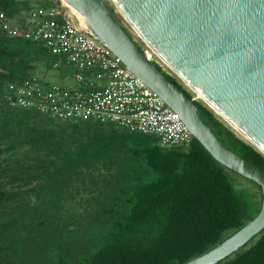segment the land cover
<instances>
[{
	"label": "trees",
	"instance_id": "1",
	"mask_svg": "<svg viewBox=\"0 0 264 264\" xmlns=\"http://www.w3.org/2000/svg\"><path fill=\"white\" fill-rule=\"evenodd\" d=\"M37 7L56 5L0 0V12L16 20ZM65 61L43 42L0 31V264H185L257 215L261 186L194 137L164 147L118 123L55 119L7 101L9 82L52 73L71 81L76 71ZM194 102L225 144L264 171L259 148L205 101ZM231 173L256 190L238 188ZM218 264H264V229Z\"/></svg>",
	"mask_w": 264,
	"mask_h": 264
},
{
	"label": "water",
	"instance_id": "2",
	"mask_svg": "<svg viewBox=\"0 0 264 264\" xmlns=\"http://www.w3.org/2000/svg\"><path fill=\"white\" fill-rule=\"evenodd\" d=\"M121 57L177 112L192 136L229 169L262 189L257 215L185 264H218L264 229V171L221 139L199 106L147 58L173 71L218 115L264 153V0H53ZM142 47H140L138 44Z\"/></svg>",
	"mask_w": 264,
	"mask_h": 264
},
{
	"label": "built area",
	"instance_id": "3",
	"mask_svg": "<svg viewBox=\"0 0 264 264\" xmlns=\"http://www.w3.org/2000/svg\"><path fill=\"white\" fill-rule=\"evenodd\" d=\"M57 8L37 7L23 19L0 12V31L12 37L43 42L66 58L76 71L71 81L53 82L35 74L6 86L7 101L18 108H34L61 120L113 122L159 137L164 147H186L193 136L179 114L123 64L103 42L66 18ZM151 61L154 58L143 49ZM61 62L55 63L58 67ZM45 77V78H44Z\"/></svg>",
	"mask_w": 264,
	"mask_h": 264
},
{
	"label": "rangeland",
	"instance_id": "4",
	"mask_svg": "<svg viewBox=\"0 0 264 264\" xmlns=\"http://www.w3.org/2000/svg\"><path fill=\"white\" fill-rule=\"evenodd\" d=\"M81 26V25H80ZM142 48V47H141ZM166 70V69H165ZM48 79L52 80L53 82H60L61 80L52 73L48 75L47 77ZM196 98V97H195ZM197 99V98H196ZM233 181L236 183V186L238 188H243V189H248V190H256V188L254 187V185L248 181L246 178L242 177L241 175H238L236 173H231L230 174Z\"/></svg>",
	"mask_w": 264,
	"mask_h": 264
},
{
	"label": "flooded vegetation",
	"instance_id": "5",
	"mask_svg": "<svg viewBox=\"0 0 264 264\" xmlns=\"http://www.w3.org/2000/svg\"><path fill=\"white\" fill-rule=\"evenodd\" d=\"M108 4L111 6L112 11L114 12V14L116 15V18L119 20V22L121 23L122 27L133 37V34L130 32V30L128 29V27L122 22V20L120 19V17L117 15L116 13V8L107 0ZM71 16V20L73 23H76L78 26L81 25L79 19L75 16L74 13L70 14ZM134 38V37H133ZM138 44V43H137Z\"/></svg>",
	"mask_w": 264,
	"mask_h": 264
}]
</instances>
